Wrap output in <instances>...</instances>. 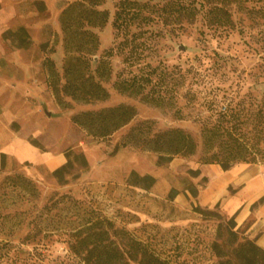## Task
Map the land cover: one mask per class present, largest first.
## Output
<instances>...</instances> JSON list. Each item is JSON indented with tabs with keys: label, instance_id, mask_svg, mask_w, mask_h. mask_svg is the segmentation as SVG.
Segmentation results:
<instances>
[{
	"label": "rangeland",
	"instance_id": "obj_1",
	"mask_svg": "<svg viewBox=\"0 0 264 264\" xmlns=\"http://www.w3.org/2000/svg\"><path fill=\"white\" fill-rule=\"evenodd\" d=\"M76 1L0 0V264H83L69 249L70 232L89 216L114 222L118 230L110 232L123 249L132 236L170 264H222L223 254L235 260L227 197L201 202L210 182L199 169L202 132L220 112L238 107L264 164V139L259 142L255 133L264 98V13L250 15L232 5L230 25L213 23L204 12L181 24L155 21L147 27L151 48L140 65L132 67L119 55L112 58L113 76L105 84L111 92L108 101L87 105L68 99L71 106L64 107L48 85L44 62L51 57L63 72L60 18ZM118 2L103 6L111 18L97 29L99 55L119 43L112 26ZM21 26L31 36L28 48L4 37ZM139 67L143 73L157 67L153 81L169 83L168 105H152L115 89L119 76L131 77ZM124 103L136 107L137 117L108 140L94 139L72 121L81 111ZM147 122L152 134L185 129L199 143L198 152L160 165L156 152L124 147L127 134ZM69 153L73 168L63 178L54 175L67 164ZM81 153L89 162L86 170L76 157ZM133 171L152 175L155 185H130ZM230 191L235 192L233 186Z\"/></svg>",
	"mask_w": 264,
	"mask_h": 264
},
{
	"label": "trees",
	"instance_id": "obj_2",
	"mask_svg": "<svg viewBox=\"0 0 264 264\" xmlns=\"http://www.w3.org/2000/svg\"><path fill=\"white\" fill-rule=\"evenodd\" d=\"M107 1L77 0L62 10L60 25L64 43L63 74L59 73L56 62L51 57L46 58L44 67L48 74V85L53 88L58 103L64 107L71 106L70 101L87 105L108 101L111 92L105 84L113 76L112 58L119 55L132 67L140 65L147 57V50L151 48L150 41L146 38L149 32L147 27L155 21L181 24L184 20H194L204 12L213 23L230 25L232 5L245 9L250 15L264 13V0H119L112 21L119 43L99 55L101 42L97 29L105 28L111 18L110 11L103 8ZM4 37L20 47L28 48L32 45L28 30L22 26L17 30L6 31ZM146 67L149 68V65ZM143 69L139 67V72L131 77L121 79L119 76L113 86L122 95L141 96L152 105L161 107L168 105L171 101L166 95L169 83L166 80L153 81V73H157V67L150 69L148 73H143ZM152 85L153 88L145 93ZM156 85H159L157 92L153 91ZM257 111L255 133L260 142L264 139V98ZM243 115L241 109L231 107L228 112H220L212 125L204 127L201 165L219 164L223 170L228 171L239 163L260 161L258 155L262 149L251 144L250 132L243 127L246 123ZM136 117V107L124 103L81 111L72 116V121L94 139L108 140ZM122 145H135L156 152L160 165L169 163L177 155L193 156L199 149L195 137L185 129L169 128L152 134L149 122L132 129ZM67 157V164L56 169L54 175L63 178V174L73 168L71 153ZM76 157L82 161L84 170L88 169L89 162L85 155L81 153ZM128 183L150 189L155 185L156 179L152 175H140L133 171ZM198 210L204 212L200 208ZM236 226L234 218L227 223L230 244L235 246L232 251L235 260L223 254L222 264H264V248L245 236L244 232L234 230ZM111 230L113 234L118 230L114 222L100 216H89L70 232L69 249L80 257L83 264H170L156 255L146 243L132 236L126 242L127 250L123 249L113 239Z\"/></svg>",
	"mask_w": 264,
	"mask_h": 264
},
{
	"label": "crops",
	"instance_id": "obj_3",
	"mask_svg": "<svg viewBox=\"0 0 264 264\" xmlns=\"http://www.w3.org/2000/svg\"><path fill=\"white\" fill-rule=\"evenodd\" d=\"M199 169L210 176L201 202L209 205L227 197L224 201L226 214L235 218L245 236L264 248V164L244 162L228 171L219 164H203ZM230 186L235 192L230 191Z\"/></svg>",
	"mask_w": 264,
	"mask_h": 264
}]
</instances>
